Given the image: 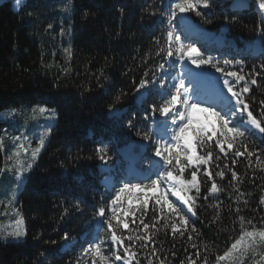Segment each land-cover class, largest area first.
Wrapping results in <instances>:
<instances>
[{"label": "trees", "instance_id": "1", "mask_svg": "<svg viewBox=\"0 0 264 264\" xmlns=\"http://www.w3.org/2000/svg\"><path fill=\"white\" fill-rule=\"evenodd\" d=\"M72 3L74 7L65 12L63 9L68 0H21L17 10L12 8L11 1H0V112L21 106H46L57 113L29 179L17 194L16 207L23 219L25 237L21 242L0 241V264H76L87 243L84 234L92 229L95 209L108 205L111 196L106 193L115 195L111 188L104 189L100 183L103 174L98 166L102 161L95 152L100 141L108 145L111 159L107 165L112 167L114 181H119L125 163L118 149L130 143L150 145L147 151L135 147V152H140L136 166L148 167L143 157L151 155L152 141H142L136 132L154 127L151 119L144 120L143 113L149 110V104L159 105L162 101L155 90L142 89L143 102L137 103V96L141 93L134 95L133 92L141 78L152 79L161 63L155 53L164 43L168 21L166 15L151 18L143 15L142 10L147 4L154 5L157 10L167 9L169 0H72ZM258 4L259 0H218L212 9L203 10L211 23H205L194 12H189L194 24L214 37L223 38L221 45H216L212 39L199 44L205 57L242 61L244 74H248L253 66L258 68L264 63V39L258 35L264 28V12L260 11ZM84 12L89 13L86 18ZM232 17H235L234 21ZM49 24L52 28L48 27ZM179 27L178 31H181ZM62 29L69 34L61 35ZM155 39H160L161 44L157 45ZM175 63L179 64V61ZM167 70L173 76L177 74L176 67ZM227 70L238 71L239 68ZM205 71L221 76L211 67L205 66ZM228 79L235 84L233 78ZM257 79L259 84H249L250 91L244 96L253 115L264 119V108L260 104L264 100V76ZM243 84L242 81L236 85V90ZM156 88H159L158 81ZM121 93H124L121 100L115 102ZM113 103L122 111L118 120L107 115L108 106ZM133 113L136 114L133 121L136 127L129 130L126 122L133 118ZM246 120L245 113L242 118L238 114L235 123L239 131H245V136L231 133L228 140L235 141L234 147L248 144L261 153V160L253 157L249 164L248 159L237 158L234 170L240 183L230 185L231 173L225 169L227 178H216L224 190L207 201L203 197L197 201L200 206L191 221L199 231V238L192 241L186 236L173 239L170 226L164 227L163 222L158 225L155 246L161 259L168 258V264H180L181 260L187 264L186 258L189 255L194 257L196 251L192 244L201 249V264L204 255L208 256V264H215L216 255L222 254L232 238L239 235L240 223L235 213L237 192L234 189L245 193L243 199L248 200L247 206L240 204L239 215L252 218L254 223L264 218V205L259 203L264 196V134L257 135L249 129L244 123ZM213 152L221 156L211 165L214 172L220 170L216 164L223 167L228 163L231 167L232 152H228L225 158L214 147V141ZM198 154L205 153L198 149ZM185 178L190 179V170L186 171ZM136 182L139 181H132ZM210 184L205 183V194ZM140 195L144 193L140 192ZM153 195L147 194L149 209L153 207L150 199ZM171 200L181 207L176 197L171 196ZM79 201L82 202L77 210ZM118 208L119 203L118 218L129 222L130 229L135 228L131 222L133 216L124 214L128 208L120 212ZM131 208L136 209L137 216L141 214L142 206ZM151 215L149 211L144 217L149 224L152 223ZM65 233L67 240L62 239ZM104 234L102 231L101 235ZM128 234L136 235L122 226L117 231V235ZM64 243L68 247L62 249ZM110 244V240L105 241L103 253L109 264H118L114 249H109ZM205 245L208 246L207 253L203 252ZM151 246L142 248L138 241L134 245L142 264H147L145 258L150 255ZM81 264H91V259L82 258ZM97 264H100L99 258ZM221 264H232V261Z\"/></svg>", "mask_w": 264, "mask_h": 264}, {"label": "snow or ice", "instance_id": "2", "mask_svg": "<svg viewBox=\"0 0 264 264\" xmlns=\"http://www.w3.org/2000/svg\"><path fill=\"white\" fill-rule=\"evenodd\" d=\"M217 2L218 0H176V2L169 0L170 6L167 9L157 10L154 5L147 4L142 10L143 15L151 18L166 15L168 21L164 43L157 48L155 53L156 56L160 57L161 63L157 65L155 72L152 74V79L141 78L139 83L135 85L133 92L136 95L141 93L142 89L155 90L162 101L159 105L156 103L149 104V110L143 113L144 120L151 119L154 127L149 128L147 131L137 130L136 132L142 141H152L151 155H144L143 157V160L147 161L148 167L143 169L145 173L144 179L139 182L124 181L118 187V190L116 185H109L115 195H111L110 192L106 193L111 196L108 205L95 209L92 217V229L84 234L87 243L82 248L76 264H81L82 258H90L91 264H97V258H99L100 264H109L108 257L103 253V245L106 240L111 241L109 249H114L115 260L123 261V264H133V262L134 264H142L138 259L139 252L134 248L137 241L140 242L142 248H148L149 245H152L149 249L150 255L145 258L147 264H156L157 261L159 264H168V258L161 259L160 251L155 246L154 237L156 231H159L158 225L163 222L164 227L170 226L173 239L186 236L189 241H192L199 238V231L191 221V217L197 216V209L200 206L197 201L201 197L207 201L213 198L216 193L224 190L216 182V178L225 180L227 178L225 169L231 173L230 185L240 183V177L237 171L234 170L237 158H246L249 164H251L253 157L257 161L261 160L260 152L245 143H241L239 147H234L235 141L228 140V137L231 133H236L240 137L245 136V131H239L235 123L238 114L242 118L244 113L248 117L244 122L245 125L250 123L259 133L264 134V119H257L253 115L250 105L246 102L244 96L250 91L249 84L258 85L257 77L264 76V63H261L258 68L253 66L248 74H244L242 61L229 58H224L221 61L212 56L205 57L204 52L197 48L195 42H185L190 40L189 32L178 31V26L191 24V21L185 15L189 12H194L196 16L201 17L203 22L211 23V20L208 19L203 10L212 9ZM19 3L20 0H16V4L19 5ZM73 7L72 0H68V4L63 11L68 12ZM258 7L261 12H264V0H259ZM88 15V12H84L85 18ZM232 20L234 21L235 17H232ZM225 22L228 23L227 17H225ZM48 27L52 28V25L49 24ZM66 34L69 33L62 29L61 35ZM258 35L264 39V28L259 30ZM155 43L160 45L161 40L155 39ZM176 61H179V64H176ZM188 64L193 65L194 68H189ZM205 66L214 68L215 72L220 73L221 76L216 77L213 73L206 72ZM237 66L239 68L238 71L227 70ZM170 67L177 68L176 75H171L167 70ZM195 69H199V71H195ZM156 73L160 75L157 76ZM145 75L147 76L148 74L146 73ZM169 76L171 77L170 80L168 79ZM208 78L217 83L219 80H223V88L227 89V94L231 98L229 101L231 107L228 111L217 110L213 98L204 99L200 96L196 84L201 79ZM228 78H233L235 84L230 83ZM157 81L159 83L158 89L156 88ZM242 81L244 82L243 87L236 90V85H239ZM219 93L224 96L223 89H220ZM123 95L124 93L117 95L115 102L118 103ZM143 99L142 93L137 96L138 102L142 103ZM260 104L264 108V100ZM201 105H207V107H201ZM108 110L109 114L117 120L122 115V111L115 107V103L109 104ZM196 111L209 112L211 116L217 119L219 127H216L215 124L210 123L207 119L194 121L193 113ZM39 112L42 115L46 114L53 120L57 115L55 109H50L46 106H39ZM135 119L136 114L133 113V118L127 120L126 127L129 130L136 127L133 122ZM194 124L196 127H193ZM48 128L49 132L46 135H50L52 131L51 125H48ZM190 129L192 131L191 137L187 135ZM4 136H7L6 130L4 131ZM15 139L19 140L20 137ZM213 141L214 147L219 149V153L224 154L225 158L228 157V152H232L234 158L231 159V167L228 163H224L223 167L216 164V168L220 170L215 172L212 170L211 165L221 159L219 154H214L213 152ZM225 142H227V149L225 148ZM43 145L44 142L41 141L39 146L31 151V158L25 166L13 169L6 165L5 168L0 169V173L14 171L17 191L22 189L29 179L33 162L38 158ZM149 146L147 143L141 145L145 151H147ZM4 149V139L0 138V152L4 151ZM198 149L200 153L205 154H198ZM27 151L25 149L26 153ZM95 152L97 158L104 164H107L111 159L108 145L104 141H100L97 144ZM14 155L19 156V152L17 151ZM11 160L12 156H6V161ZM143 160L141 163H143ZM187 170H190V179L185 178ZM198 173L201 174L200 177H198ZM78 179L82 180L83 178L79 177ZM206 182H211V184L205 194L203 188ZM130 190L145 193L139 216L136 215V209L131 207L124 213L125 216L129 214L133 216L131 221L135 225L133 229L129 228V222L120 220L116 215L118 202L121 208L123 205L122 194ZM148 191L155 193V195L150 197L153 201L151 209H149V198H147ZM234 191L237 192L235 213L240 223L239 235L232 238V242L222 254L216 255L215 264H221L225 260H231L232 264H264V218H261L258 223H254L252 218L239 215L241 211L240 204L247 206L248 200L243 199L246 195L245 193L239 192L238 189H234ZM189 193L193 194L189 195ZM169 195L176 197L183 207L173 202ZM81 202L77 203V210H79ZM259 203L264 205V196L260 198ZM129 205H131L130 200ZM216 207L218 209L219 204ZM184 209H186V212ZM149 211L152 213L151 224L144 219L149 214ZM65 212H67V209ZM188 214H191V216ZM217 219H219V215H217ZM114 220L116 221L115 224L113 223ZM137 220H139V223H137ZM121 226L124 230H128L129 233L135 232L136 235H117V231ZM102 231L105 233L104 235H101ZM25 234V231L18 229L7 233L4 238L11 237L19 240ZM62 239H68L67 233ZM52 243H55V241ZM192 248L196 249V251L194 257L189 255L186 258L187 264H201L200 247L192 244ZM121 249L123 250L122 252ZM203 252H208L207 245L203 247ZM172 255L175 256V253H172ZM180 264H186L185 260H181ZM203 264H208L207 255L203 257Z\"/></svg>", "mask_w": 264, "mask_h": 264}, {"label": "rangeland", "instance_id": "3", "mask_svg": "<svg viewBox=\"0 0 264 264\" xmlns=\"http://www.w3.org/2000/svg\"><path fill=\"white\" fill-rule=\"evenodd\" d=\"M9 1H11L12 8L14 10H17L19 5L16 4V0H9ZM185 15L188 17V13H186ZM179 30L189 32L190 40H187L186 42H195L197 48H198V43H200L202 39L206 40V38L210 37V35L206 34V32H204L203 29L202 31L195 30L194 25L192 23L190 25L180 26ZM188 67L190 68L189 64ZM219 82L223 83L222 80H219ZM212 83H214L213 85L211 84L213 88L211 86H208L205 89L199 90L200 96L204 99H208L210 97L213 98L215 100L217 110L228 111L229 108L231 107L229 100L225 102L224 96L223 98L218 97L214 92L215 91L214 87L217 86L215 83L217 82L212 80ZM196 85H198V87L202 86L201 80ZM201 107H207V105H201ZM212 117L213 116H211L209 112L196 111L193 113L194 121L195 120L203 121L207 119L209 120L210 123H212L211 122ZM213 118L216 124L217 119L215 117ZM55 121L56 118L53 120L49 118L46 114L42 115L39 112V106H29V107L21 106L16 109L5 110L3 112H0V138L4 139V145H5L4 151L0 152L1 153L0 169L5 168L6 165L13 169H15L16 167L25 166L31 158V151L35 149L37 146H39L41 141L44 142V145L41 149L42 152L45 143L49 137V135H46V133L49 132L48 125L53 126ZM193 127H196V125L194 124ZM247 127L256 131V129L253 128L250 123L247 124ZM5 130L7 131L6 137L4 136ZM187 135L189 137L192 136L191 129L188 131ZM16 137H20V139L16 140L15 139ZM25 149L28 150L27 153L25 152ZM17 151L19 152V156L14 155V153H16ZM6 156H12V160L6 161ZM35 161L33 162V164L35 163ZM100 169L102 170L104 169V167ZM107 181H108L107 179H103V182L106 183ZM20 190L17 191L16 189L14 171H6L0 173V241L1 242H21L25 237L24 236L19 240L12 239L11 237H8L7 239L4 238L7 236V233L11 231L18 229L25 231L23 219L16 207L17 194ZM139 193L140 192L136 190H130L122 194L121 200L123 202V205L121 208V205L118 202L119 203L118 212H120L124 208L134 207L132 202L131 205H129V200L132 201V199L134 200L135 198H139L141 200V206H142V200L143 198H145V193L142 196L141 195L139 196ZM150 193H153L155 195V193L152 191H148L147 194ZM170 196L171 195H169V198L171 199ZM65 248L67 247L64 246L63 249ZM230 261L225 260L223 262L227 263ZM118 262L120 264H123V261H118Z\"/></svg>", "mask_w": 264, "mask_h": 264}, {"label": "water", "instance_id": "4", "mask_svg": "<svg viewBox=\"0 0 264 264\" xmlns=\"http://www.w3.org/2000/svg\"><path fill=\"white\" fill-rule=\"evenodd\" d=\"M226 30V28H224ZM108 117H113L109 114V111L107 112ZM135 146V143L129 144L128 146H125L122 148V151L127 155H132L133 148Z\"/></svg>", "mask_w": 264, "mask_h": 264}, {"label": "bare ground", "instance_id": "5", "mask_svg": "<svg viewBox=\"0 0 264 264\" xmlns=\"http://www.w3.org/2000/svg\"><path fill=\"white\" fill-rule=\"evenodd\" d=\"M194 29H195V30H198V31H202V29H201V28H198L197 26H194ZM214 88H215V87H214ZM215 90H217L216 92L219 93V89L216 88ZM223 92H224L225 100H229V101H230L231 98H230V95L227 94V89H224ZM219 94H220V93H219ZM256 130H257V129H256ZM257 131H258V130H257ZM258 132H259V131H258Z\"/></svg>", "mask_w": 264, "mask_h": 264}]
</instances>
